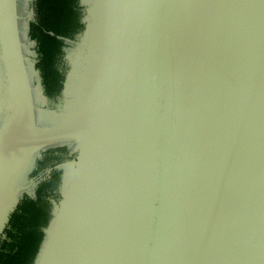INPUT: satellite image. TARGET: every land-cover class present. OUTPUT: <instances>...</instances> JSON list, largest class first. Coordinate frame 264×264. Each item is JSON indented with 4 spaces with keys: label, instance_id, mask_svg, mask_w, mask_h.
Returning a JSON list of instances; mask_svg holds the SVG:
<instances>
[{
    "label": "water",
    "instance_id": "obj_1",
    "mask_svg": "<svg viewBox=\"0 0 264 264\" xmlns=\"http://www.w3.org/2000/svg\"><path fill=\"white\" fill-rule=\"evenodd\" d=\"M101 1V90L44 128L16 0H0V233L21 168L70 146L34 264H264V0Z\"/></svg>",
    "mask_w": 264,
    "mask_h": 264
},
{
    "label": "trees",
    "instance_id": "obj_2",
    "mask_svg": "<svg viewBox=\"0 0 264 264\" xmlns=\"http://www.w3.org/2000/svg\"><path fill=\"white\" fill-rule=\"evenodd\" d=\"M34 19L29 23V37L36 43V68L45 95L55 100L62 91L63 58L66 40H74L84 29L80 0H33ZM56 149L45 152L41 166L59 161ZM61 152L65 148H58ZM60 172L39 185L35 198L25 195L10 214L0 236V264H34L39 254L45 228L51 218L50 192L60 184ZM57 195H55L56 197Z\"/></svg>",
    "mask_w": 264,
    "mask_h": 264
},
{
    "label": "rangeland",
    "instance_id": "obj_3",
    "mask_svg": "<svg viewBox=\"0 0 264 264\" xmlns=\"http://www.w3.org/2000/svg\"><path fill=\"white\" fill-rule=\"evenodd\" d=\"M33 4V0H16V9L23 50L27 58L29 77L34 88L37 122L39 126L48 128L68 121L71 113H73L77 106L76 97L79 89L88 81L89 76L93 74L94 47L97 48L101 45L103 37L101 35L103 33V22L100 21L103 19L100 15L103 3L101 1L99 5V0H89V3L86 4V9L90 10H87V12L90 15L86 14L84 16L86 27L79 41L76 43H72L71 41L67 45V56H64V61L68 64L66 86L59 99L55 100H49L44 96L40 83V73L35 67L36 44L28 36L29 23L34 19ZM68 147L72 150L70 146ZM39 157V154L35 155L28 161L26 168L20 173L15 184L12 186L14 190L20 191V188L24 187L25 181H27L28 175L33 170L35 161ZM62 168L66 170V164L58 166V169ZM37 182L38 180H33L30 184L32 185V187L29 186L31 191H33L34 184H37Z\"/></svg>",
    "mask_w": 264,
    "mask_h": 264
},
{
    "label": "flooded vegetation",
    "instance_id": "obj_4",
    "mask_svg": "<svg viewBox=\"0 0 264 264\" xmlns=\"http://www.w3.org/2000/svg\"><path fill=\"white\" fill-rule=\"evenodd\" d=\"M82 12H83L82 24L84 25V29L76 35L74 40H66V46L64 47V53H65L64 56L65 57L67 56L66 55V48H68L67 45L70 44L69 42L72 41V43H76L77 41H79V38H81V34L85 30V27H86V23L84 21V16H86L85 7H82ZM34 15H35V13H34ZM28 36H29V33H28ZM93 56L95 57V59H93V65H94L93 69H92L93 74L91 76H89L88 81L79 89L78 96L76 99L77 100V106L75 107L73 113H71L68 121L69 120L72 121L75 118H78V116H80L81 114L88 112L92 108L94 101H95V98L98 95V92L101 90L102 82H103V79L105 76L104 73H105V66H106L105 58H104L105 57L104 50H102V48L100 49L97 47ZM36 61H37V54H36ZM67 65H68L67 62H65L64 58H63L62 72L64 74V81H63V88H62V91L60 92V95L64 91L65 86H66L67 72H68ZM35 67H36V62H35ZM6 75H7V70H6L5 60L3 58V48L0 44V126L2 125L3 120H4V115L7 112L6 109H4V107L2 105V103L6 100V96H7V77H6ZM40 79H41L40 83L42 85L41 75H40ZM42 92H43L44 96L47 97V95H45L43 85H42ZM60 95L56 99H59ZM47 99L51 100L48 97H47ZM66 122H63V123H66ZM58 148H61V147L53 148V149H56V150H54L53 155L60 157V160L52 162V163L48 164L47 166H41L40 165V162L44 161V159H45L44 156H45L46 151H42L40 153V157L35 161V165L33 167V170L28 175L27 181H25V185H28V184H31L33 182V180H36V181L38 180L37 184H34L33 191L23 192L20 194L18 193L19 195H17V191L14 190L12 188V186H13V184H15V181L17 180V177L20 175V173L26 168V164L21 168V170L19 171V174H17L15 180L10 185L9 190L6 192V193H8V197H6L4 195L2 198L3 207L10 206L12 200L15 197H18V199H19V201L16 204V207H17L18 203L20 202V200L25 195L30 196L31 198H35L36 190L39 187V185L45 181H48V179H50L51 175H54L55 172H60L61 182L56 187V189H54V192H50V198H48L50 203H51V212H50L51 218L49 220V223H50V221L53 217L54 205H55V203H59L61 193H62L61 192L62 186H63L64 179H65L64 178L65 177L64 169L63 168L58 169V166L65 165L67 162H70L71 167H72V165H73L72 161L74 159H78V156H79V150L72 152V150L69 147L64 146L62 148H65L66 151L61 152L60 150H58ZM55 195H57V196L55 197ZM16 207H15V209H16ZM2 213L3 212H0L1 217L3 216ZM8 220H9V218H8ZM49 223H48V225H49ZM1 233H0V236H1Z\"/></svg>",
    "mask_w": 264,
    "mask_h": 264
}]
</instances>
